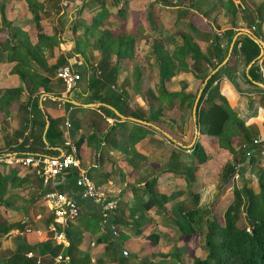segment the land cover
Listing matches in <instances>:
<instances>
[{"label": "crops", "instance_id": "crops-1", "mask_svg": "<svg viewBox=\"0 0 264 264\" xmlns=\"http://www.w3.org/2000/svg\"><path fill=\"white\" fill-rule=\"evenodd\" d=\"M212 1L217 4V7L211 9ZM32 3L34 6L36 5L35 11L30 9L27 0H0V29H5L8 24L11 25L7 34L10 45H13V41L16 40L12 38L14 28L23 31L35 29L36 22L33 20V16L36 14L39 15L40 27L38 30L49 35L47 38L42 37V43L39 42L40 47L37 52L33 51L24 55L26 59L18 67L16 66L17 58L14 61H8V55L0 56V89L20 88L24 92L20 99L13 104L8 115L0 113V155L61 156L74 149V154L80 160L82 169L84 170L82 161L92 162L90 169L97 171L104 193L117 199L119 206H124V208H127L125 206H128L131 200L135 201L134 196L136 198L139 195L149 197L148 193H143V187L147 180L154 177H157V182L155 187H152L153 191L176 192L177 190L167 188L161 190L159 185L162 179L171 177L173 174L180 178L184 175L190 177L191 173L187 172V168L181 172L178 171L181 166L185 167L180 153L182 155L186 153L184 148L187 145L177 141L172 134L162 128L164 126L160 124L161 117L156 116L152 121L143 120L141 117L149 116V102H152L154 108L160 105L158 95L162 90L159 84V70L156 67L157 55L155 51H157V47L162 40L166 39L167 43L165 44L168 47L180 45L181 36L191 34L189 23L195 28L194 39L204 52L209 50L212 40H219L222 49H224V45H228L227 54L222 61H225V64L222 66L226 65L230 57H232V62L226 66L214 84L225 96L230 107L246 122L247 126L253 129V138L264 139V22L261 33L256 31L253 22L260 19L264 21V0H233V4L236 6L235 13L231 10L234 7L227 10L225 7L219 6L218 0H32ZM1 9L4 11L2 12ZM184 11H187V14ZM1 13L6 15V25L1 22ZM92 16L94 17L92 18ZM87 24L90 28L88 29L89 34L85 32ZM230 29L234 31V34L229 40L225 32ZM108 32L114 38H122L134 43L137 62L128 67L126 60L118 61L117 76L114 80H106L111 75L108 67L103 79L104 89H101L98 84L89 88L91 80L99 76L97 68L103 56L101 51L95 48V41ZM239 35H247L258 46L257 56L250 61H247L245 54L240 52V43L237 44L235 52L232 54L231 50H233ZM79 40L82 42L78 44ZM37 41V36H33L32 45L34 47ZM110 62L116 63L115 55L111 56ZM62 65L71 66L81 75V80L76 87L69 91L56 76L57 69ZM144 65L145 68H142ZM252 66H254L252 72L255 76L254 80L249 75V69ZM32 74L49 78L48 89H45L43 85H37L36 90L30 93L28 85L31 84ZM177 74L180 86L177 91H183L186 94L198 93L202 83L199 85L192 71L183 70ZM149 78L155 80V85L154 82L152 85H148ZM167 90L170 91L168 87ZM36 96H38V106L45 120L42 140L46 144V152L40 150L20 154L14 149L20 146L19 144L28 137V134H30L28 140L32 141L33 136L39 131L38 122L41 118L33 105ZM97 96L109 99L114 105L116 103L124 113L112 104L99 101ZM163 105L168 110L173 103ZM108 106L114 108L122 116L116 114ZM47 116L57 120L58 128L62 133L61 138L54 145H49L45 138L49 125ZM131 118L146 121L151 125L133 121ZM137 128L145 133L138 134ZM198 135L199 130L195 139L193 137L191 144L188 145L190 149ZM165 142L171 147L166 146V149L161 150V146ZM261 143L249 145V149L253 153L249 157L245 156L244 162L236 166L234 175L236 178H239L242 167H246L243 176V179L246 180L248 175L254 176L251 170H254L257 165L264 166V153H262L264 144ZM237 147L235 146V150ZM175 148L181 149L178 152L180 168L169 165L170 150ZM235 156H237L236 151L224 153L219 157L223 160L221 166L232 162ZM250 159L252 160L249 161ZM192 165L198 167V170L201 168V170L207 171L196 162ZM25 168L27 167L22 169ZM262 169L264 170V168ZM76 173V170L64 172L57 177V185L49 187H55L58 190L69 192V194H77ZM216 173L218 178L222 175L221 172L217 171ZM234 180L232 179L233 182ZM183 181L186 179L184 178ZM191 184L190 181L189 185L191 186ZM258 185H253L251 189L257 192ZM49 187L44 188L35 182L26 184V189L20 195L23 197V206H29L27 216L35 220L42 218L43 212L46 210L41 213L37 207H41L42 193ZM178 190H183L182 195L186 192L185 188ZM189 193L193 194L192 191ZM198 194L197 192L192 197L193 200L196 198L195 196H198L197 206L199 205ZM182 195L171 199L168 205L174 207L178 203L175 200ZM172 201L173 203H171ZM79 206L80 216L76 222L81 216L94 218L97 221L101 220L99 208L91 200H79ZM128 213L130 214L129 210ZM123 215L126 217L125 213ZM120 217L125 219L122 215ZM147 221L151 224L150 219ZM75 226L77 227L76 224ZM104 229L108 238H104L101 233L86 248L91 258V264H93V260L98 264H117L116 261L110 263L108 260L116 257L117 260L127 258V256H123L118 243L113 242L112 239H115L116 236L112 235L106 224L102 227V230ZM37 233L41 234L42 232L38 231ZM71 234L72 231L69 228L67 233L69 241L73 239ZM100 236L104 238L102 243L97 240ZM138 238H145L148 243L146 237L138 236ZM145 241L139 242L143 244V247L141 244L138 252L151 246L150 244L146 246ZM108 242H112V245L110 252L105 255ZM97 244H100L99 249H103L104 252L95 258L91 252ZM103 256L106 257L107 263L97 261Z\"/></svg>", "mask_w": 264, "mask_h": 264}, {"label": "trees", "instance_id": "trees-1", "mask_svg": "<svg viewBox=\"0 0 264 264\" xmlns=\"http://www.w3.org/2000/svg\"><path fill=\"white\" fill-rule=\"evenodd\" d=\"M27 1H29L30 9L35 11L36 5L34 6L32 0ZM218 4L219 6L225 7L227 10L234 7V9L231 10L235 13L236 6L233 4V0H218ZM215 7H217V4L212 1L211 9ZM1 11L3 12L4 10L1 9ZM184 13L187 14V11H184ZM33 20L36 22L34 30L29 29L28 31H23L19 28H14L12 30V38L16 39L13 41V45L9 44L10 39L7 35L9 32L8 28L11 25L8 24L5 29H0V56L2 55L3 57L4 54H6V56L8 55V61H14V59L17 58V67L24 63L23 60L26 59L24 57L25 54L38 51L40 47L39 42L43 39L42 37H49V35H46L42 30H38L40 27L38 23V14L33 16ZM1 22L6 25V15L4 13H1ZM253 22L255 23L256 31L261 33L264 21L260 19L259 21L254 20ZM189 26L191 34H183L181 36L182 41L180 45H173L172 48H168L165 44L167 43L166 39L164 41L162 40L160 46L157 47V51H155L157 55L156 67H158L159 70V84L162 90L158 95L160 105L154 108L152 102H149V116L146 118L141 117V119L152 121L156 116L161 117L166 109L163 104L171 105L174 99H179L180 106H187L190 113H192V106L197 92L191 94H186L183 91L170 92L167 90L166 82L179 71L188 70L192 71L200 85L210 71L215 69L225 58L227 54L226 50L228 49L227 44L224 45V49H222L219 40H212L209 50L204 52L194 39L193 34L195 28L191 23H189ZM88 28L89 25L87 24L85 26V32ZM225 33L227 35L226 37L230 40L234 31L230 29ZM103 35L105 36H100L99 39L95 41V48L100 50V53L103 54L97 68L99 70V76L91 80L89 88L98 84L101 89H104L103 79L105 78L108 67L111 75H109L106 80H114L117 76L118 61L126 60L128 67L137 62V58H135L137 52H135L136 50L132 41L114 38L109 32ZM33 36H37L38 39L35 47L32 45ZM238 43L241 44L240 52L245 54L247 61L257 56L259 52L258 46L247 35H239L236 38L233 50H231L232 54H234ZM112 55H115L116 63L110 62ZM231 62L232 57L229 58L225 66H222L210 77L201 93L196 111L199 135L190 149L194 164L196 162L199 166H202L207 170L206 172L210 176L214 174V172H221L224 182L235 175L236 166L244 162L249 145L253 144V140L255 139L253 138V129L247 126L246 122L230 107L225 96L221 93L218 86L214 84L225 70L226 66L230 65ZM253 70L254 66L250 67L249 75L254 80L255 76L252 74ZM49 82L50 80L47 77L32 74L30 78L31 84L28 85V91L30 93L35 91L37 85H43L45 89H48ZM248 82L250 83V81ZM23 93L24 92L20 88L0 89V113L8 115L13 104L20 99ZM96 98L101 102L112 104L119 111L124 113L116 103L114 105L109 99L102 96H97ZM33 101L34 109L41 118L38 122L39 131L33 136L32 141L28 140L30 136V134H28V137L24 138L22 143L19 144L20 146L14 149L20 152V154H24L25 152L33 153L40 150L46 152V144H44L42 140L45 127L44 115L38 106V96H36ZM152 107L154 108L153 110ZM103 109L108 111L104 107ZM132 116L135 117V115ZM47 117L49 125L45 133V138L49 145H54V143L61 138L62 133L58 128L57 120L50 116ZM262 143L264 144V141ZM235 146H238L237 150H235ZM175 149L170 150L169 165L178 167L181 163L178 160V152L181 149ZM233 151L237 153L234 160L221 166L223 160L219 157L226 152L233 153ZM251 160L252 159L249 161ZM23 167L25 166L22 164L0 163V214L4 217L8 216L10 212L24 211L26 215V220L13 222H9L4 217L0 222L1 238L8 235L12 230L21 232L25 230L26 221L29 218V216H27L29 206H23V197L20 195V191H24L26 189V184L29 182H35V184L41 185V179L36 171L31 167H27L23 170ZM194 167L196 166L194 165ZM156 182L157 177L145 182L143 193H148L149 197H147L146 201L142 205H139L135 211H129V215L134 218L133 225L123 221L120 217V215L124 214V206L120 207L119 203L117 204V208L111 213L112 222L114 224L118 226L120 224H124L125 226L129 224V228L134 230V233L140 236V238L146 237L147 240H150L151 246L157 244L160 236L155 232L144 234L149 227V221L143 218V214L139 215V212H161L168 214L170 210L174 209L177 211V209H179L178 203L175 204L174 207L173 205L167 204H169L171 199L183 194V190L165 193L153 191L152 187H155ZM150 192L152 193L150 194ZM195 197L196 198L192 200L194 206L177 215H182L179 219L181 227H184V223H187L186 221L184 223L181 222V220L184 221L185 216L190 223H196V231L203 232V229H206L204 232V241L208 251L207 256L205 258H200L188 251L189 258H185L186 256H183L181 252L176 251L170 254H164L160 257L171 259L170 264H264V170L259 174L258 192H254L247 184L234 186L233 198L224 210L222 224L210 218L206 210L197 212L198 196ZM125 207L128 209V206ZM51 221H54V219L49 213V215L45 217V223L48 227ZM56 227L59 229L58 225H56ZM48 233L49 235L38 243H19L14 250L11 249L9 252L10 254L2 261V264H91L90 255L88 253L85 254L84 250H82L83 240L79 235V230L75 229V231L72 232L71 236H73V239L69 241L65 247L53 241V234H55V231L49 229ZM97 240L99 243H102L104 238L100 236ZM111 245L112 242H108L105 255L110 252ZM29 252L33 254L32 258L26 257V254ZM58 256H61V259L56 262L55 258ZM46 257H50V260L44 261ZM38 259L40 262H38ZM152 260L154 259H152L151 256L144 257L140 260L139 264H154ZM97 261L99 263H107V259L104 256L98 258ZM108 261L110 263L116 261L117 264H128L127 258L125 257L120 260H117L116 257Z\"/></svg>", "mask_w": 264, "mask_h": 264}, {"label": "rangeland", "instance_id": "rangeland-1", "mask_svg": "<svg viewBox=\"0 0 264 264\" xmlns=\"http://www.w3.org/2000/svg\"><path fill=\"white\" fill-rule=\"evenodd\" d=\"M3 1V0H2ZM94 16H92L93 18ZM90 29V28H88ZM89 30L86 31V34H89ZM82 42V41H81ZM80 40L77 42L78 44L81 43ZM160 46V45H159ZM170 48V47H168ZM145 68V65L142 67ZM155 80H152L149 78L147 81L148 85H152ZM167 87L170 91H177L179 86V76L176 74L173 78H171L167 82ZM160 124H162L164 127H162L167 133L172 134V136L180 142H182L184 145H187L186 153L182 155L180 153V157L183 159L182 162L185 163L184 166H179L178 171H183L187 168V172L191 173L190 177L189 175H184V177H179L176 175H171V177L164 178L160 181V189L165 190L166 188L169 190H178L180 188H185L186 192L182 197H178L175 202H178L179 209L177 211L170 210L168 214H164L161 212H149V213H142L139 212V214H143V218L145 220L150 219L149 228L144 233L149 232H156L159 234L160 238L157 242L156 246H149L150 240H148V243L145 241V238L137 239V235L134 233V230H131L129 228V224L133 225L134 218H132L128 210L124 208V213L126 214V217H123V221H126L127 226L123 225H116L117 227V234L116 238L112 239L113 242H117L120 248V251L126 250L127 251V261L129 264H139L140 260L144 257H150L154 260V264H170L171 259H167L166 257H160L164 254H170L172 252L179 251L183 254V256H186L185 258H189L188 251L192 252L196 256L200 258H205L207 256V248L205 245L204 237H205V231L206 229H203V232L196 231V223H190L188 221L187 217L184 216V221L181 220L182 223H184V227L180 226L179 219L182 217L178 216L177 214L185 212L187 209L192 208L194 205L192 203V197L193 194L199 193V205L197 207V212H201L206 210L207 214H209V217L212 219H215L218 223H223V213L226 209L227 205L232 201L233 198V188L234 186H239L243 184H247L249 188H252L253 185H258L259 183V173L263 170L264 166L257 165L254 170H251L252 173H254V176L251 174L248 175V179L244 180V172L246 171V167H242L240 169V176L239 178H236L233 176L232 178H229L226 182H224L222 175L220 177H217V173L214 172V174H211V176L205 172V170H198V167H193L192 163H194V159L190 157V145L191 141L194 137V125L191 113L189 111V108L187 106H180L179 99L173 100V105L170 109H165V111L162 113ZM169 126V128H168ZM144 130V129H143ZM145 133L144 131H141L137 128V133ZM164 142V140H162ZM165 142L161 146V150L166 149V146L171 147V145H166ZM178 149V148H177ZM175 149V150H177ZM93 160V159H92ZM83 162V168L84 171H87V175L90 177V179L93 181V183L96 185V189L98 191H103V186L101 184L100 178L97 174V171L95 169H90L92 166V162L88 160H84ZM90 169V170H89ZM242 171V172H241ZM186 173V174H188ZM186 176V177H185ZM184 178L186 181H183ZM232 179H235L234 182ZM191 181V186L189 185V182ZM246 181V182H245ZM253 182V185H252ZM192 191L193 194H190L189 192ZM256 191H259V185L256 187ZM23 191H20L22 193ZM137 195V193H135ZM134 196V193H133ZM143 195H139L137 198L134 196L135 201L131 200L128 205L129 211H135L138 205H142L146 199L147 196L142 197ZM35 201H37V198H35ZM136 202V203H135ZM119 203V202H118ZM173 203V201L171 202ZM41 207H37V210H39L41 213L43 210H46L45 202L42 201ZM44 207H43V206ZM168 205V204H167ZM28 212V210H27ZM44 215L42 218L35 220L32 217H29L26 221V226L24 231H20L19 234H16V230H12L8 235L5 237H0V264H2V261L8 257L10 254L9 252L11 249H15L17 245L21 242H26L28 244H35L39 241L45 239L49 233L48 230L50 229L46 223H45V217L49 215V213L46 211L43 212ZM167 213V212H166ZM114 214V213H113ZM80 216V215H79ZM6 220L9 222L13 221H20V220H26V215L24 211H18V212H10L8 216H4ZM4 217L0 214V222L4 219ZM153 217V218H152ZM77 225V227L75 226ZM104 224H102V221H97L94 218H88L85 216H81L77 222L70 225V231L74 232L75 229L80 231V237L83 240L82 244V250H84V253L87 254V250L85 248H88L90 242L96 238L99 234H103L104 238H108V235L104 230H102V227ZM27 229H29L27 231ZM195 230V231H193ZM41 231V234H38L37 232ZM146 242V246H149L148 248H144V250H138L141 247V244L139 242ZM144 245V246H145ZM124 247V248H123ZM143 247V244H142ZM100 244H97L95 248H92L91 254L96 258L98 255L102 254L104 251L103 249H99ZM123 248V249H122ZM94 252V250H98ZM90 252V250H89ZM132 253V255H130ZM124 256V255H123ZM155 257V258H153ZM157 257V258H156ZM42 260V259H41ZM50 257H46L44 261H49ZM40 262V260L38 259ZM173 262V261H172ZM93 264H98L92 261Z\"/></svg>", "mask_w": 264, "mask_h": 264}, {"label": "built area", "instance_id": "built-area-1", "mask_svg": "<svg viewBox=\"0 0 264 264\" xmlns=\"http://www.w3.org/2000/svg\"><path fill=\"white\" fill-rule=\"evenodd\" d=\"M56 76L63 82L67 91L76 87L81 80V75L71 66L64 65L56 71ZM264 139L257 137L253 140V145H259ZM253 151L248 149L246 155L249 157ZM262 153L264 151L262 150ZM0 163L22 164L25 167H31L36 171L41 179V186L49 187L57 185V177L66 171L76 170L75 186L78 189L77 194L58 190L55 187H49L42 193V200L45 202L46 210L53 216L54 221L49 223V228L55 231L53 241L62 244L64 247L68 244L67 233L71 224H74L79 216V200H91L98 208L102 223L108 226L112 235L116 236L117 227L112 222L111 213L117 208L118 200L107 196L98 191L96 185L82 169L80 160L75 156L74 149L61 156H48L42 154L18 155H0ZM56 225L59 226L56 227ZM57 228V229H56ZM29 229H27L28 231ZM16 234L20 231L16 230ZM126 256V250L122 251ZM27 258H32L31 252L26 254ZM61 256L55 258L59 261ZM39 262V261H38Z\"/></svg>", "mask_w": 264, "mask_h": 264}, {"label": "water", "instance_id": "water-1", "mask_svg": "<svg viewBox=\"0 0 264 264\" xmlns=\"http://www.w3.org/2000/svg\"><path fill=\"white\" fill-rule=\"evenodd\" d=\"M225 64V61L222 62L221 64H219L215 69H213L210 74H208L206 76V78L203 80L202 82V85L197 93V95L195 96V100H194V103H193V107H192V118H193V124H194V130H195V136H194V139L195 137L197 136L198 134V125H197V116H196V111H197V105H198V101L200 99V96H201V93L206 85V83L208 82V80L210 79V77L216 73L218 71V69ZM110 107V106H108ZM111 109L114 110V108L110 107ZM116 112V114H118L119 116H122L120 115L116 110H114ZM133 121H137L139 123H143V124H149L151 125L150 123L146 122V121H143V120H139V119H134V118H131ZM166 134V133H165ZM176 142V141H175ZM178 143V142H177ZM179 144V143H178Z\"/></svg>", "mask_w": 264, "mask_h": 264}]
</instances>
